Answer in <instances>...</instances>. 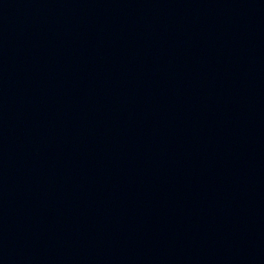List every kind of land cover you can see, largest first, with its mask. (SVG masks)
I'll return each mask as SVG.
<instances>
[{"label": "water", "instance_id": "obj_1", "mask_svg": "<svg viewBox=\"0 0 264 264\" xmlns=\"http://www.w3.org/2000/svg\"><path fill=\"white\" fill-rule=\"evenodd\" d=\"M0 264H264V0H0Z\"/></svg>", "mask_w": 264, "mask_h": 264}]
</instances>
